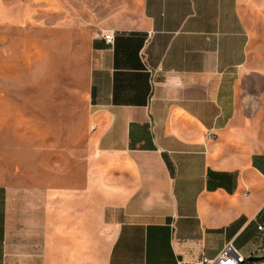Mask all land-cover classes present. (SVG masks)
<instances>
[{
	"label": "crops",
	"instance_id": "1",
	"mask_svg": "<svg viewBox=\"0 0 264 264\" xmlns=\"http://www.w3.org/2000/svg\"><path fill=\"white\" fill-rule=\"evenodd\" d=\"M32 3L86 52L64 91H0L22 105L0 118V264L264 256V25L241 0Z\"/></svg>",
	"mask_w": 264,
	"mask_h": 264
},
{
	"label": "rangeland",
	"instance_id": "2",
	"mask_svg": "<svg viewBox=\"0 0 264 264\" xmlns=\"http://www.w3.org/2000/svg\"><path fill=\"white\" fill-rule=\"evenodd\" d=\"M2 1L5 4L3 11ZM241 6L245 19L253 29L264 25V0H241ZM33 8L32 0H0V91L4 94L15 95V92L8 91H16L19 87L30 91L40 87L64 91L68 86L77 85L80 79L78 74L85 57V46H77L75 54H70L69 45L52 43L47 26L41 28L38 21L34 22ZM42 17L46 18L44 23L47 25V16ZM36 19L39 20L38 16ZM72 105L74 113L76 107H84V101L74 95ZM2 106L4 112L0 108V118L5 119L9 106L11 112L22 107L15 102ZM23 111L30 116L50 112L51 116L61 117L70 110L58 103L56 108Z\"/></svg>",
	"mask_w": 264,
	"mask_h": 264
},
{
	"label": "built area",
	"instance_id": "3",
	"mask_svg": "<svg viewBox=\"0 0 264 264\" xmlns=\"http://www.w3.org/2000/svg\"><path fill=\"white\" fill-rule=\"evenodd\" d=\"M106 43L111 44L113 35L111 32L104 34ZM245 258L241 256L230 243L226 244L221 252L215 258L203 257L202 264H240Z\"/></svg>",
	"mask_w": 264,
	"mask_h": 264
},
{
	"label": "water",
	"instance_id": "4",
	"mask_svg": "<svg viewBox=\"0 0 264 264\" xmlns=\"http://www.w3.org/2000/svg\"><path fill=\"white\" fill-rule=\"evenodd\" d=\"M263 258L264 256H251V257L246 258V260L251 261V262H256V261H260Z\"/></svg>",
	"mask_w": 264,
	"mask_h": 264
},
{
	"label": "trees",
	"instance_id": "5",
	"mask_svg": "<svg viewBox=\"0 0 264 264\" xmlns=\"http://www.w3.org/2000/svg\"><path fill=\"white\" fill-rule=\"evenodd\" d=\"M261 261H264V258L261 259L260 262H261ZM240 264H252V262L247 261V260L245 259V260H244L243 262H241Z\"/></svg>",
	"mask_w": 264,
	"mask_h": 264
}]
</instances>
